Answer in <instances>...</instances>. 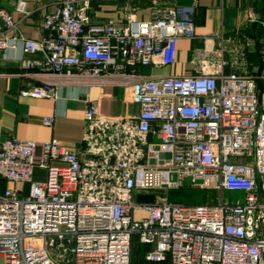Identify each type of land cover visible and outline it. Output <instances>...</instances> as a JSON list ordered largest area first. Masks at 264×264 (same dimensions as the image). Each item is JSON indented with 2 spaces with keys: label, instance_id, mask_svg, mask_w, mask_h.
Wrapping results in <instances>:
<instances>
[{
  "label": "built area",
  "instance_id": "built-area-1",
  "mask_svg": "<svg viewBox=\"0 0 264 264\" xmlns=\"http://www.w3.org/2000/svg\"><path fill=\"white\" fill-rule=\"evenodd\" d=\"M90 8L61 0L45 12L42 39L21 38L42 57L24 66L133 89L140 111L107 117L89 101L86 157L58 139L3 141L0 177L15 186L0 197V264H133L136 235L153 262L264 264V53L254 71L249 38L222 32L205 40L197 73L147 77L138 66L174 64L179 39L196 36V4L156 6L149 19L121 23L93 22ZM16 9L27 13L26 2ZM248 20L257 22L255 11ZM17 27L0 2V50L20 39L10 33ZM24 93L57 96L52 82ZM184 187L215 190L217 202L169 200ZM226 190L244 196L227 200ZM145 193L154 199H139Z\"/></svg>",
  "mask_w": 264,
  "mask_h": 264
},
{
  "label": "crops",
  "instance_id": "crops-1",
  "mask_svg": "<svg viewBox=\"0 0 264 264\" xmlns=\"http://www.w3.org/2000/svg\"><path fill=\"white\" fill-rule=\"evenodd\" d=\"M20 0H0L18 24L13 34L20 38L13 47L0 50V146L6 139L17 138L45 142L58 139L77 151L81 157L84 153L83 133L85 128V112L89 101L95 100L100 114L124 118L137 115L140 104L136 100L135 91L122 85H87L56 79L39 69L24 66L27 58H41L42 54L29 53L22 37L40 40L45 35L42 28L43 14L54 10L61 0H22L26 2L27 13L18 11L16 3ZM196 4V36L182 37L178 41L176 61L172 65L138 66V72L147 77L167 75L195 74L201 67L205 40L215 35L235 31L244 33L248 38L247 58L253 70L262 65L259 56L260 48L264 49V0H90L91 21L101 22L112 19L125 22L128 17L149 19L156 6ZM251 11L256 12L257 22L248 20ZM260 20V21H259ZM261 58V59H260ZM205 67L213 66L210 61ZM230 72L232 69L227 68ZM52 82L57 96L36 97L25 94L35 86ZM44 117H53L52 125L44 124ZM44 175V171L37 170ZM10 186L6 179L0 177V197L5 195ZM25 194L29 193V184L18 185ZM215 191V190H212ZM216 200L217 202V192ZM141 200H153L150 193L141 194ZM150 246L135 239L133 264H167L149 261L145 250Z\"/></svg>",
  "mask_w": 264,
  "mask_h": 264
},
{
  "label": "trees",
  "instance_id": "trees-1",
  "mask_svg": "<svg viewBox=\"0 0 264 264\" xmlns=\"http://www.w3.org/2000/svg\"><path fill=\"white\" fill-rule=\"evenodd\" d=\"M186 189H187L186 190L187 193L184 194V196L173 197V198H170L169 196V200L172 202H184V203H194V204L215 203V200H216L215 191L209 190L211 191L210 192L211 194H210L209 192L207 193L205 192V190L207 189H194V188H189V187H187ZM197 190H203L204 192H201V194L198 195L199 192Z\"/></svg>",
  "mask_w": 264,
  "mask_h": 264
},
{
  "label": "rangeland",
  "instance_id": "rangeland-1",
  "mask_svg": "<svg viewBox=\"0 0 264 264\" xmlns=\"http://www.w3.org/2000/svg\"><path fill=\"white\" fill-rule=\"evenodd\" d=\"M263 53H264V49L260 48L259 50V56L262 58L263 60ZM260 58V59H261ZM250 63V62H249ZM251 65V63H250ZM187 187H184V188H180V189H172L170 192H169V196L170 198H173V197H179V196H184V194L187 193ZM196 189H199V188H196ZM199 192L198 195L201 194V192H204L203 190H197ZM205 192H211L209 190H205ZM211 194V193H210ZM216 194V193H215ZM244 195L242 192H237V191H228L226 190L224 192V198L227 199V200H235V199H239V198H242ZM196 202V201H194ZM135 239L137 240V235L135 236Z\"/></svg>",
  "mask_w": 264,
  "mask_h": 264
}]
</instances>
